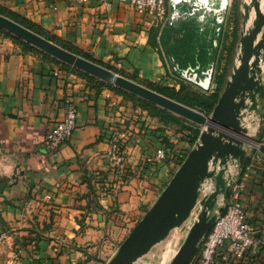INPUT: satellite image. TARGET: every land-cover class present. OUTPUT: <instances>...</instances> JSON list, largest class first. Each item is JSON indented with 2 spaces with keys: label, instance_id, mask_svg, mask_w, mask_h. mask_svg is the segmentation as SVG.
<instances>
[{
  "label": "crops",
  "instance_id": "1",
  "mask_svg": "<svg viewBox=\"0 0 264 264\" xmlns=\"http://www.w3.org/2000/svg\"><path fill=\"white\" fill-rule=\"evenodd\" d=\"M109 1L107 9L99 0H0V13L32 23L47 37L145 86L178 89L186 82L182 70L203 76L211 66L216 82L228 58L224 48L232 41L228 10L221 11L225 22L217 32L213 12L200 10L169 25L151 21L127 2ZM180 7L189 10L192 2ZM238 37L231 54L236 52L235 58ZM229 60L227 80L237 64L231 56ZM66 100L77 107V126L53 154L44 139L63 119ZM255 113L258 123L252 130L257 135L264 123V101ZM182 120L163 123L123 95L97 89L85 76L24 50L0 33V232L10 233L0 245V264L107 263L172 177L175 156L187 155L195 146L198 138L190 141ZM164 136L175 156L145 166L144 156L162 147ZM112 138L119 139L126 157L120 167H113L108 156ZM253 154L238 172L244 182L246 221L264 240V156ZM19 245L25 255L12 259ZM157 251L134 264H148ZM215 264H264V247Z\"/></svg>",
  "mask_w": 264,
  "mask_h": 264
},
{
  "label": "water",
  "instance_id": "2",
  "mask_svg": "<svg viewBox=\"0 0 264 264\" xmlns=\"http://www.w3.org/2000/svg\"><path fill=\"white\" fill-rule=\"evenodd\" d=\"M241 1L237 64L210 115L65 49L0 14L1 30L66 65L202 127L195 146L187 153L114 256L105 264H134L150 252L187 219L197 201L200 183L207 177H213L215 190L205 199L197 219L169 263L188 264L215 221L216 215L211 214V211L218 197L222 195L227 198L229 190L225 187L223 174L230 159H237L239 167L243 165L247 151L244 140H251L244 119L250 117V113L255 112L264 101V0ZM252 13L254 17L251 19ZM250 120L252 124L253 119ZM251 141L254 144L250 145L264 156V142L256 138ZM210 165L218 166V170H211Z\"/></svg>",
  "mask_w": 264,
  "mask_h": 264
},
{
  "label": "built area",
  "instance_id": "3",
  "mask_svg": "<svg viewBox=\"0 0 264 264\" xmlns=\"http://www.w3.org/2000/svg\"><path fill=\"white\" fill-rule=\"evenodd\" d=\"M88 1L89 0H76V2L80 4H86ZM99 1L102 2L107 9L111 7V2L109 0ZM119 1L123 3L127 2L137 12L150 16L151 21H166L169 25L175 24L178 20L196 16L197 12L200 10L213 12L217 24V32L222 30L221 25L225 22V18L221 14V11L227 10L229 5V0L225 1V3H223V0H220L218 7L216 6V0H170L171 10L168 13L167 0ZM185 2H192V7L189 10H183L180 7L181 4ZM202 16L203 15L200 17ZM150 23L149 21L148 24ZM213 43L215 45L216 40H214ZM115 65L116 68L121 67L120 63H116ZM57 73L58 71L55 72V74ZM214 73L213 66L206 68L203 71V76L186 68L182 70L181 78L211 93L217 88L216 82L213 81ZM77 115L78 110L76 105L71 100H66L63 119L54 123L47 131L44 139V146L49 152L55 154L65 142L72 138L77 126ZM250 118H254L251 127L248 126L247 119H244L249 132L252 130L255 123H258L256 122L258 121V115L255 112H251ZM261 142H264V138ZM108 156L113 167H120L125 163L126 157L119 144L118 138H112ZM166 157L167 153L165 148L159 147L155 149L152 154L144 156L143 164H154L165 160ZM185 157L186 155L181 153L175 156L174 163L176 168L179 167ZM256 158L259 159V157ZM247 168H249V166ZM210 169L217 171L218 166L214 167L210 165ZM238 170V160L230 159L223 174L225 187L229 190L228 196L227 198H224L222 195L218 197L217 203L212 210V213L216 215L215 221L208 233L201 240L196 253L189 260L188 264H215L218 259L230 262L233 258L243 257L248 251H256L258 248L264 247V240L255 235L252 226L246 221L244 204L242 201L244 182ZM214 190L215 179L213 177H207L200 183L197 201L186 220L197 219L205 199ZM219 207L223 210L219 211ZM9 235L10 233L7 230L0 232V245L7 242ZM24 255L25 249L20 245L16 246L11 252L12 259H19Z\"/></svg>",
  "mask_w": 264,
  "mask_h": 264
},
{
  "label": "trees",
  "instance_id": "4",
  "mask_svg": "<svg viewBox=\"0 0 264 264\" xmlns=\"http://www.w3.org/2000/svg\"><path fill=\"white\" fill-rule=\"evenodd\" d=\"M238 3H239V1H238ZM235 6L237 7V3L235 4ZM240 14H241L240 11L238 13H236V19L234 21V26L232 29V41H231L230 46L227 49L228 58H227L225 65L222 68V71L216 77L217 88L213 93H211L209 95L200 94L198 91L194 90L195 84L188 82L186 80H185L186 82L180 83V86L178 89H175L172 87L161 86V85H153V84H147L148 85L147 87H149V88H151V89H153V90H155V91H157V92H159V93H161V94H163L169 98H172V99H174L180 103H183L187 106L193 107L195 109L197 107V108H200V110L204 111L205 113H211L213 107L217 103L219 96H220V94H221V92H222V90L226 84L227 77H228V74L230 72L229 58L232 54L234 43L238 37ZM13 20L21 23L22 25H24L27 28L35 31L36 33L46 37L47 39L54 41L55 43L59 44L60 46L64 47L65 49H68V50H70V51H72L78 55H81V56H83L89 60L94 61L89 54L83 52L82 50H80L74 46L62 43L53 37H47L45 34L41 33V31H37L32 23H30L26 20H16L15 18ZM0 33H2L4 35L14 39L15 41L19 42L23 46L24 50L33 52V53L40 55L42 57L51 58L60 67H62L64 69L75 71V72L85 76L97 89L100 87H106V88H109L110 90H112V91H114L120 95H123L125 98L131 100L134 105L139 106V107L147 110L150 115L156 117L159 121H161L163 123L164 122H173V121L175 122L176 120H182L179 117L177 118V116H175L174 114H172V113H170V112H168L162 108H159L152 103H149V102H147L143 99H140L136 96H133V95H131V94H129L123 90H120L116 87H113V86L93 77V76H90L84 72L76 70L75 68H72V67H70V66H68L62 62H59L58 60H56V59L50 57L49 55L41 52L40 50L31 46L30 44L23 42V41L19 40L18 38H15L14 36H11L9 33L5 32L4 30L0 29ZM102 65L111 69V67L108 65H105V64H102ZM182 122H184L182 126L189 129V131H190L189 132L190 141L192 143H195L197 138L199 137L200 128L194 124H191V123L185 121V120H182L181 123ZM179 124H180V121H179ZM263 138H264V123H262V125L260 126V131L256 136V140L262 141ZM162 143H163L162 147L165 148L167 156L172 154L174 157L175 152L172 151L173 146H172L171 142L169 140H167V138L165 136L162 139ZM255 152H256V150L254 148H251V147L248 148V150L246 151L245 160L243 162V165L241 166L242 171L245 170V167L253 160V155H254L253 153H255ZM165 160H167V157L165 158ZM149 165H151V164H146L145 166H149Z\"/></svg>",
  "mask_w": 264,
  "mask_h": 264
},
{
  "label": "rangeland",
  "instance_id": "5",
  "mask_svg": "<svg viewBox=\"0 0 264 264\" xmlns=\"http://www.w3.org/2000/svg\"><path fill=\"white\" fill-rule=\"evenodd\" d=\"M219 1L220 0H216V6L218 7V4H219ZM239 1V3H238ZM169 0H167V4H168ZM241 0H229V5L227 7V10L228 12H230L231 14V19L230 21L232 22V29H233V26H234V21L236 19V13H238L239 11H241L242 9V6H241ZM237 3V7L235 6V4ZM232 33H229L228 36H232L231 35ZM11 35V34H10ZM13 36V35H11ZM15 37V36H14ZM17 38V37H15ZM19 39V38H18ZM21 40V39H19ZM23 41V40H21ZM25 42V41H23ZM54 42V41H53ZM27 43V42H26ZM29 44V43H28ZM31 45V44H30ZM32 46V45H31ZM228 46V45H227ZM34 47V46H33ZM36 48V47H35ZM38 49V48H37ZM225 50H227V48H224ZM223 49V50H224ZM39 50V49H38ZM41 51V50H40ZM43 52V51H41ZM44 53V52H43ZM46 54V53H45ZM48 55V54H47ZM50 56V55H49ZM236 56V52L234 54L233 52V55H231V61L236 63V59L235 58ZM52 57V56H50ZM53 58V57H52ZM55 59V58H54ZM57 60V59H56ZM230 61V60H229ZM60 62V61H59ZM69 66V65H68ZM71 67V66H70ZM73 68V67H72ZM110 69V68H109ZM77 70V69H76ZM113 70V69H111ZM115 71V70H113ZM117 72V71H115ZM118 73V72H117ZM120 74V73H118ZM194 90L198 91L200 94H203V95H209L211 94L210 92H207L205 90H203L202 88L198 87V86H194ZM197 110L205 113L204 111L200 110V108H197ZM207 115H210L211 113H206ZM176 116V115H175ZM179 117V116H177ZM181 118V117H179ZM182 119V118H181ZM255 126V125H254ZM199 127V126H197ZM174 130L176 129V127L173 128ZM255 131L256 129L254 130H251L250 133H248V138H250L251 140L252 139H255L256 138V134H255ZM247 144L245 145V147H251V148H254L252 147L251 145L254 144L252 141H249V140H244ZM251 144V145H250ZM256 145V144H255ZM255 149V148H254ZM256 150V149H255ZM257 151V150H256ZM211 214H212V211H211ZM196 219H188V220H185L180 226L174 228L170 233L169 235L163 240L161 241L159 244H157L152 250L157 251V257H155V252H154V258H152L150 260V262L148 264H169L171 259L173 258V256L175 255L176 251L178 250V248L180 247V245L183 243L191 225L195 222ZM147 264V263H146Z\"/></svg>",
  "mask_w": 264,
  "mask_h": 264
},
{
  "label": "bare ground",
  "instance_id": "6",
  "mask_svg": "<svg viewBox=\"0 0 264 264\" xmlns=\"http://www.w3.org/2000/svg\"><path fill=\"white\" fill-rule=\"evenodd\" d=\"M225 1H227V0H223V3H225ZM247 119V123H248V126H250L251 127V120H250V117H248V118H246ZM249 141H251V140H249Z\"/></svg>",
  "mask_w": 264,
  "mask_h": 264
}]
</instances>
